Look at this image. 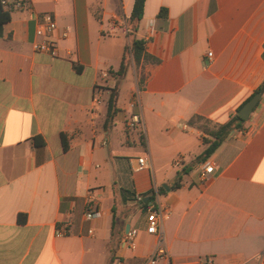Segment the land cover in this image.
<instances>
[{
	"label": "crops",
	"instance_id": "0c3cea01",
	"mask_svg": "<svg viewBox=\"0 0 264 264\" xmlns=\"http://www.w3.org/2000/svg\"><path fill=\"white\" fill-rule=\"evenodd\" d=\"M133 3L23 0L0 27V264H147L149 206L164 211L168 256L155 264L264 262V92L204 162L203 134L188 125L227 122L264 80V0H145L131 32ZM44 15L56 30L38 37ZM129 33L158 63H131L132 78L117 79L108 71ZM43 38L54 55L33 51ZM115 84L118 111L104 130L100 87ZM131 114L143 144L126 128ZM137 158L148 168L133 171ZM91 201L100 216L85 220ZM126 229L137 232L132 250Z\"/></svg>",
	"mask_w": 264,
	"mask_h": 264
},
{
	"label": "trees",
	"instance_id": "16d2710c",
	"mask_svg": "<svg viewBox=\"0 0 264 264\" xmlns=\"http://www.w3.org/2000/svg\"><path fill=\"white\" fill-rule=\"evenodd\" d=\"M144 2L145 0H134L131 15L128 21V26L131 32L132 31L134 32L136 30L137 25L142 18ZM10 11L11 9L4 8L0 0V27L10 20ZM165 13H166L165 9H162L160 15H165ZM130 35H132V33H129V44L124 48L119 68L116 71H112V70L108 71V74L110 76L115 77L117 79H123L125 77L130 63H133L135 66H138L141 62L151 63V64L158 63V59H156L155 57H153L152 55L146 52L145 43L142 40L136 39ZM106 91L108 96L106 100V112L102 124L104 130H108L111 127L113 120L116 116V113L118 111L117 100H118L120 88L118 84H115L112 88H109ZM262 92H264V80L257 87V89L253 91L250 97H252L256 93H262ZM242 105L238 108V110L242 107ZM243 123L244 120H242L236 113L233 116H231L227 122L223 124L213 123L209 119H206L201 116L191 117L188 120V125L197 129L201 134H203L202 144L204 145V149L201 152V154L198 157H196V161L204 162L205 160H207L213 154V152L222 144V142L227 138L229 133L233 129L239 128ZM137 133L141 144H143L144 141L141 135V130L139 129ZM38 145L41 144L40 142H37V140L35 139V146ZM63 149L64 150L67 149V145L64 139H63ZM179 180H180V174L178 173L176 176V182L171 188H177ZM162 190L163 189L160 188V191ZM151 193L153 194V191H151ZM151 198L152 196L150 195L149 200ZM112 215H113V221H112L111 230L114 229V225H115L116 205H113L112 207ZM23 219H24V215H20L18 221L22 223L24 221Z\"/></svg>",
	"mask_w": 264,
	"mask_h": 264
},
{
	"label": "built area",
	"instance_id": "2783aa9c",
	"mask_svg": "<svg viewBox=\"0 0 264 264\" xmlns=\"http://www.w3.org/2000/svg\"><path fill=\"white\" fill-rule=\"evenodd\" d=\"M22 1L23 0H12L11 2H8L7 0H1V4L10 9H14V8H20L22 6L21 4ZM55 30H56V22L54 21V19L50 15H44L35 31V34L38 37H44L45 34H51ZM61 35L63 38L66 37L67 31H63ZM32 48L34 52L47 53L50 55H54L56 51L54 43L50 39H44V38L39 42L33 43ZM207 56L210 58L211 53L209 52ZM134 105L135 102L131 101L130 107H134ZM125 125L126 128L130 130H135V129L141 130L140 116L138 114H131L128 117ZM146 168H148L146 159L137 158L133 167V171H139ZM211 171H212L211 166L204 167V174H209ZM136 198L138 201L142 200L141 197L138 195H136ZM92 201L90 203L94 207L88 205L84 211L83 217L85 220H91L100 216V211L95 207V204ZM146 213H147L146 224L144 228L145 232L156 238V247L152 252L151 256L148 258L147 264H155L157 261H166L168 255L165 247L162 245V232L160 230L161 220L163 218L164 211L160 209L156 210L155 208L149 206L146 208ZM136 233L137 232L135 229H128L123 234L121 239V244L123 248L129 250L134 249V238L136 236ZM55 235L56 236L62 235V231L56 230ZM261 264H264V262Z\"/></svg>",
	"mask_w": 264,
	"mask_h": 264
},
{
	"label": "water",
	"instance_id": "95a60500",
	"mask_svg": "<svg viewBox=\"0 0 264 264\" xmlns=\"http://www.w3.org/2000/svg\"><path fill=\"white\" fill-rule=\"evenodd\" d=\"M261 97V93H256L252 97H250L242 107L236 112V114L244 121H247L249 115L252 113L253 109L256 107ZM147 201V198L144 199ZM127 231V229H126Z\"/></svg>",
	"mask_w": 264,
	"mask_h": 264
},
{
	"label": "rangeland",
	"instance_id": "374dc122",
	"mask_svg": "<svg viewBox=\"0 0 264 264\" xmlns=\"http://www.w3.org/2000/svg\"><path fill=\"white\" fill-rule=\"evenodd\" d=\"M131 64V63H130ZM126 75H127V77H126V79H131L132 77H131V66L128 68V71H127V73H126ZM103 91H106L108 88H107V86H101L100 87ZM107 96H108V94H107Z\"/></svg>",
	"mask_w": 264,
	"mask_h": 264
}]
</instances>
